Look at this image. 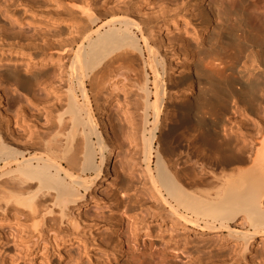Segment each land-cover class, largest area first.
<instances>
[{
    "label": "bare ground",
    "instance_id": "obj_1",
    "mask_svg": "<svg viewBox=\"0 0 264 264\" xmlns=\"http://www.w3.org/2000/svg\"><path fill=\"white\" fill-rule=\"evenodd\" d=\"M81 1L68 2L78 14L76 30L49 34L52 39L60 38L51 46L55 53H26V69L31 64L40 69L34 80L49 66H54L58 80H64L67 118L59 113L39 136L43 150L33 151L30 147L37 142H20L8 126L10 118L0 111V209L10 205L24 208L34 229L55 219L78 225L75 209L86 205L88 198L95 199L96 188L109 174L114 147L113 110L102 106L101 117L95 116L93 89L113 69L133 71L136 58L132 55L141 58L146 52L153 79L149 82L144 75L143 81L136 77V82L130 78L142 99L140 120L134 122L130 116L132 122H128L132 135H138L139 162H132L142 174L139 182L146 194L137 199L148 218L142 248L135 249L132 260L136 264H176L172 259L180 247L186 249L191 243L188 236L193 234L200 239L217 236L209 241L217 251L230 246L237 264H264L253 255L256 239L264 238V85L260 83L264 78V0H195L202 8L198 13L201 32L213 22L218 24L216 33L204 41L203 87L189 72L168 87L174 64L158 50L165 45L161 31L168 24L153 30L133 12L123 10L118 15L109 11L102 16L90 0ZM203 1L206 7H202ZM224 3L227 7L222 11ZM136 13H140L138 7ZM60 23L57 19L50 22L53 26ZM191 51L185 49L186 70L194 68ZM68 53L65 65L63 56ZM55 83L60 84L53 80ZM178 90L182 91L176 95ZM5 106L0 88V108ZM227 113H236V117H227L230 123L223 125ZM222 129L232 139L223 140ZM190 130L192 138L187 137ZM213 186L216 194L211 196L207 190ZM118 214L114 232L118 243L126 246L120 228L128 229L132 221L124 211ZM152 222H157L155 233L150 229ZM177 230L184 236L180 245L174 235ZM261 248L264 251V243ZM203 264L223 263L218 259Z\"/></svg>",
    "mask_w": 264,
    "mask_h": 264
},
{
    "label": "rangeland",
    "instance_id": "obj_2",
    "mask_svg": "<svg viewBox=\"0 0 264 264\" xmlns=\"http://www.w3.org/2000/svg\"><path fill=\"white\" fill-rule=\"evenodd\" d=\"M69 1H74L76 4L82 3L81 0H0V88L6 101L5 108H0V111L10 118L8 126L20 142L24 143L25 140L37 142L34 147H30L33 151L43 150L38 145L39 136L47 126L54 123L59 113L67 118L68 105L64 94V80L62 77L61 80L55 77L54 66H49L44 70L45 73L37 77L36 82L33 76H36L40 69L32 64L30 68L27 67L28 70L26 69V53L41 51L53 53L55 48L51 46L60 41V38L52 39L49 34L56 31H72L73 33L76 30L78 14L75 9L70 8ZM90 1L94 11L97 14H103L102 16L107 15L109 11L122 15L125 12L123 10H128L140 17L142 22L153 30H156L160 24H168L169 27H163L161 31L165 45L158 49L160 55L165 58L170 57L174 64L172 79L167 81L168 87H174L179 77L188 72L195 80H199V85L203 87V71L201 70L203 69V50H205L203 47L206 44L204 41L216 33L218 24L213 22L209 28L201 32L200 21L202 19L198 17V13L202 8L195 5V0ZM206 6L207 2L203 1L202 7ZM222 6L221 10L224 11L223 8L226 9L227 5L224 3ZM137 7L140 9L139 14L136 13ZM52 19H57L61 23L53 26L50 24ZM153 39L155 38L153 37L151 41H154ZM186 48H191V53L193 52L191 63L194 68L190 70L184 69L183 66ZM132 56L136 58V61L132 60L134 61L131 66L134 68L133 71L129 72L130 70L126 68L119 71L111 70L112 73L106 75L92 92L95 98L91 96V101L93 99L91 104L97 118H100L103 113L100 111L102 106L113 110L111 128L114 136L110 171L104 183L96 188L95 199L88 198L86 205L75 209L74 213L78 219L76 227L62 224L55 219L50 221V225L48 223L42 228L34 229L30 225L28 212L24 208L10 205L0 209V264H136L132 260L133 254L136 248L138 250L142 248L148 218L141 201L137 199L146 194V190L139 182L142 174L138 166L132 162V159L139 162V146L135 145V141L139 142L138 135H132L129 127L132 119L134 122L140 120L142 99L136 95V89L130 78L134 77L136 82L143 81L148 76L150 82L153 78L146 65V52L141 58H138V55ZM63 57V64L67 65L70 54ZM243 58L241 60L245 59ZM240 65L237 61V68L240 69ZM134 70L136 75L133 73ZM159 70L161 71L160 68ZM239 74H244V70H240ZM53 80L59 81L60 84H53ZM260 83L264 85V78ZM196 87L197 85H194L195 89ZM181 91L178 90L176 95ZM261 98L264 99V97ZM174 99L175 103L179 100ZM231 103L229 102L233 105ZM227 114H223L226 116H223V125L224 122L225 124L230 123L229 116L235 120L236 113ZM253 115L251 114L248 119H251ZM130 116L132 119L129 121ZM237 120L245 121L240 117H237ZM228 123L227 125H230ZM162 125L161 131H165L166 127L163 128ZM99 130L103 132L102 126ZM226 131L220 130L221 138L223 140L232 139L233 136L225 133ZM176 136L179 137V130L176 131ZM187 137L192 138L193 131L187 132ZM132 138L136 140L132 141ZM169 139L165 141L167 145L170 144ZM92 141H96V137L93 136ZM89 174L92 172H87V175ZM207 193L214 196L216 187L208 188ZM118 211H124L130 215V221H132L128 229L120 228V231L126 235L128 242L126 246L123 242L118 243V237L114 232L117 228L115 222L119 218ZM156 223H149L152 233L158 229ZM161 228L163 229L164 226L161 225ZM179 233L180 230H177L174 235L180 240V245L184 236ZM217 239V236L200 239L189 234L188 240L191 243L186 249L181 250L180 247L177 252L178 256L172 261L176 264H203L206 261L216 263L219 259L223 264H237L236 260L231 258L230 246L224 245L222 251H219L220 249L217 251L214 243L209 241ZM263 239H256V251L253 255L256 259L264 261V251L261 248V244L264 243Z\"/></svg>",
    "mask_w": 264,
    "mask_h": 264
}]
</instances>
